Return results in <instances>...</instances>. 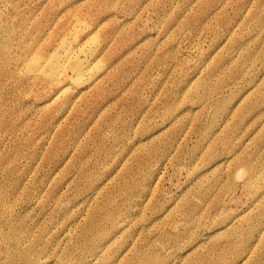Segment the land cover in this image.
I'll return each mask as SVG.
<instances>
[{
  "label": "rangeland",
  "instance_id": "374dc122",
  "mask_svg": "<svg viewBox=\"0 0 264 264\" xmlns=\"http://www.w3.org/2000/svg\"><path fill=\"white\" fill-rule=\"evenodd\" d=\"M0 264H264V0H0Z\"/></svg>",
  "mask_w": 264,
  "mask_h": 264
},
{
  "label": "bare ground",
  "instance_id": "6f19581e",
  "mask_svg": "<svg viewBox=\"0 0 264 264\" xmlns=\"http://www.w3.org/2000/svg\"><path fill=\"white\" fill-rule=\"evenodd\" d=\"M91 32L86 28H82L80 24L74 26L70 34L65 37L63 42V48L65 55L56 54V60H50L49 64L55 65L52 67H46L45 77L53 81V87L61 91L67 87L73 89L74 91L81 90L83 82L82 79L90 73L91 68L90 59L97 58L99 55L100 45L93 44L89 37ZM84 54L85 58L82 57ZM101 54V53H100ZM70 72L73 73V76L70 75ZM76 76L77 80L70 82L73 77ZM91 74V78L93 77ZM66 91V90H65Z\"/></svg>",
  "mask_w": 264,
  "mask_h": 264
}]
</instances>
